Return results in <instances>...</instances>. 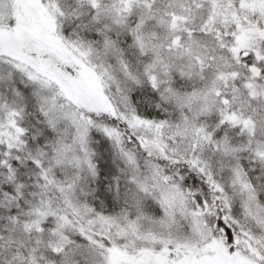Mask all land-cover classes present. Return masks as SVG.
<instances>
[{
	"label": "snow or ice",
	"instance_id": "6c2138e0",
	"mask_svg": "<svg viewBox=\"0 0 264 264\" xmlns=\"http://www.w3.org/2000/svg\"><path fill=\"white\" fill-rule=\"evenodd\" d=\"M0 264H264V0H0Z\"/></svg>",
	"mask_w": 264,
	"mask_h": 264
}]
</instances>
